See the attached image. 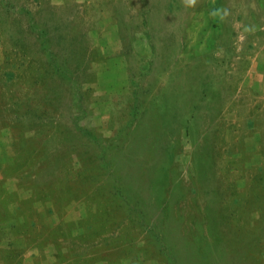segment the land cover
Returning <instances> with one entry per match:
<instances>
[{"label": "rangeland", "instance_id": "rangeland-1", "mask_svg": "<svg viewBox=\"0 0 264 264\" xmlns=\"http://www.w3.org/2000/svg\"><path fill=\"white\" fill-rule=\"evenodd\" d=\"M0 264H264V0H0Z\"/></svg>", "mask_w": 264, "mask_h": 264}]
</instances>
